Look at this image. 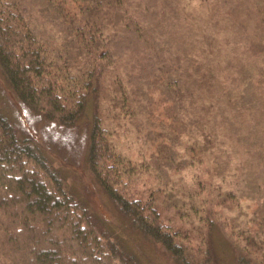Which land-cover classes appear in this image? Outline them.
<instances>
[{"label":"trees","instance_id":"obj_1","mask_svg":"<svg viewBox=\"0 0 264 264\" xmlns=\"http://www.w3.org/2000/svg\"><path fill=\"white\" fill-rule=\"evenodd\" d=\"M28 1L0 0V76L21 102L60 124H73L89 105L93 117L87 168L113 204L117 223L111 225L77 201L63 169L54 167L33 139L17 136L0 110V264H217L212 235L217 225L207 220L202 235L206 247L193 250L180 231L161 220L154 193L146 200L135 196L128 181L133 168L101 125L99 94L102 79L112 70L120 100L116 104L122 108L148 112L152 87L158 89L159 101L174 105L189 94L182 76L190 73L183 75L147 49L156 33L149 25L157 26V4L30 0L37 2L32 9L23 7ZM31 12L38 13L33 24ZM245 17L253 29L245 59L251 60L247 67L255 76L247 73L244 81L249 94L264 103V0H250ZM47 25L53 30L47 32ZM127 64L130 69L122 74L118 65ZM166 131L159 133L166 136ZM258 191L260 185L248 196L258 197ZM252 231L239 233L244 243L237 252L229 242L221 243L223 248L230 245L232 264H264V258L255 256L261 248Z\"/></svg>","mask_w":264,"mask_h":264},{"label":"rangeland","instance_id":"obj_2","mask_svg":"<svg viewBox=\"0 0 264 264\" xmlns=\"http://www.w3.org/2000/svg\"><path fill=\"white\" fill-rule=\"evenodd\" d=\"M133 2L142 7L157 4V26L149 25L156 33L147 49L190 76H182L189 94L181 104L159 101L158 89L152 87L149 96L154 100L147 108L151 114L116 104L120 100L111 83L114 70L102 79L101 125L113 148L133 168L131 190L142 200L154 193L161 220L180 231L196 252L205 249L202 235L207 220L213 221L218 227L212 232L217 264H232L230 245L223 248L221 243L229 242L237 252L244 243L239 233L245 230H253L249 234L261 248L255 256L264 258V103L249 94L244 81L247 73L255 76L247 67L251 60L245 59L253 33L245 17L250 0ZM36 3L29 0L23 7L35 9ZM31 17L33 24L38 13L31 12ZM42 29L37 26L39 33ZM46 29L53 30L48 25ZM119 66L122 74L130 69V64ZM135 81L131 79L137 85ZM0 110L11 119L17 136L33 139L52 165L63 169L75 199L115 226V208L87 168L93 117L89 105L73 124H60L21 102L0 76ZM163 128L166 136L159 133ZM258 185L259 196H248Z\"/></svg>","mask_w":264,"mask_h":264}]
</instances>
